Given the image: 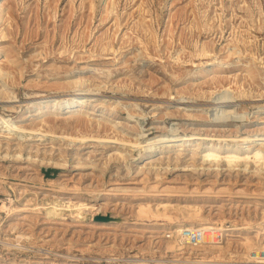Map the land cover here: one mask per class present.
I'll use <instances>...</instances> for the list:
<instances>
[{"label": "rangeland", "instance_id": "obj_1", "mask_svg": "<svg viewBox=\"0 0 264 264\" xmlns=\"http://www.w3.org/2000/svg\"><path fill=\"white\" fill-rule=\"evenodd\" d=\"M0 49V113L18 119L27 111L17 124L30 145L16 158L15 142L9 149L1 144L0 206L6 201L33 209L19 229H11L7 211L0 212V264L249 259L168 251L151 229L102 222L184 220L178 207L188 206L191 195L204 216L218 212L219 205L203 200L208 195L225 199L226 212L230 197L264 202V174L253 167L210 168L201 160L192 166L188 151L168 152L174 144L168 142L140 160L144 141L157 135L236 143L264 132L256 130L264 128V0H0ZM77 93L85 100L79 111L42 118L28 111L44 96ZM226 95L231 101L222 104ZM226 114L238 131L209 125ZM5 134L0 131L2 143ZM144 193L173 198V219L137 215ZM108 214L112 219H100ZM21 232L26 235L19 238ZM168 232L164 239H171ZM218 233L203 245L224 244L223 236L214 243Z\"/></svg>", "mask_w": 264, "mask_h": 264}, {"label": "bare ground", "instance_id": "obj_2", "mask_svg": "<svg viewBox=\"0 0 264 264\" xmlns=\"http://www.w3.org/2000/svg\"><path fill=\"white\" fill-rule=\"evenodd\" d=\"M204 52L207 53V50L205 49ZM0 54H1V49H0ZM205 70L209 71L210 68H207ZM82 97L83 96H81V93H77L72 97H70L69 99L66 98L60 99V98H52L49 96H44L34 102L29 103L28 111L35 112L36 118H42L51 112H57V113L61 111L64 113L76 112L79 111L85 103L84 99L83 100L80 99ZM229 97L230 96L228 95L223 96L221 103L222 104L229 103L231 101L229 100ZM14 101L15 100L13 98L12 99L10 98V100H8V103L5 101L7 103L6 105L8 106V108L9 107L13 108V106L9 104V102H14ZM26 113L27 111H23L19 115L18 119H14L9 115L0 113V131H4L6 133L4 136V138L6 139L5 143H2L0 137V147L2 144L3 146L5 145L9 149V147L13 146V144L11 143L15 142V145L20 149V151L19 152L16 151V153L12 155V157L20 158L24 149H30V145H26V146L24 145V142L25 143L26 141L29 142V140L26 139L28 136H25L20 132L19 130L20 126H18L17 124V122L22 121L25 118ZM227 116H228L227 114L216 116L209 125L227 126L232 128V131L233 130L238 131L239 128L238 125L237 124L234 125L233 123L227 122L228 121ZM243 125L246 128L251 126V124L249 123H245ZM256 130L264 131V128L259 127V129ZM175 141H179V142L176 144ZM191 141H194L192 134L182 135V137L179 139L172 138L169 135H157L155 137L147 138L144 141L145 144L142 146L144 151L140 154V160L143 159L146 155L152 156L154 153L161 151L160 150L162 148L161 144L168 142L169 144L174 143L169 146L167 145L168 152L173 151L176 148H177L176 150H180V151L183 150L184 152L188 151V153L193 158L192 159L193 162L190 163L189 165L195 166V161L201 160L203 166H205L206 164L209 165L210 168L212 167L220 168L222 164H225L230 169L243 168L242 170L246 171L249 170V168L253 167V173L255 174L258 173L260 175L264 174V132L255 133L253 137L245 136L243 138V141L236 143L221 142V141L202 143V142H191ZM134 146L136 147L137 145L134 144ZM5 156H8V153L2 157ZM29 157H30L29 159L33 158L32 156ZM41 162L43 164L45 162L44 159H42ZM2 186L4 185H2V182H0V191L3 189ZM259 186L263 187L261 185ZM152 187L154 188V186ZM167 189L165 188L162 190L167 191ZM156 190H154V192ZM171 190L173 189L171 188ZM171 190L168 189L169 192ZM194 190L196 191V189ZM174 191L175 189L173 190V192ZM237 192H240L242 194H248L246 190H239ZM170 193H172V191ZM154 194L155 195L144 193L142 197L140 196L138 198V200L136 201L139 204L137 215L139 216L144 215L149 217H165L168 219H173V215L170 213V210L173 207H175L172 205L173 198L171 199L169 196L167 198L166 196L165 197L156 196L159 193L158 194L154 193ZM258 194H260L261 197V193ZM170 195H174V194H170ZM206 195L208 194L206 193ZM187 197L193 199L191 201H187L188 206L178 207V211L181 216L180 219L184 217V220H178L177 222H173L174 221L173 220L172 223L165 222V223H154V224L138 222V221L137 222L135 221L133 223L128 222L126 224L120 222L114 223L110 221H103L102 223L113 224L114 226L124 225V226L144 228L147 230L151 229L152 230L151 233L153 235H157V238L159 239L158 242L162 243L161 246L165 250L173 251V252L178 251L179 253H183L185 249L196 250V251L208 250V251H212V253H215L216 256L222 258L223 256L225 257L228 256L229 254H231L232 256L237 254V255H245L249 257V253L252 249L253 250L264 249V202H261L259 198H255V196L249 197L246 195L242 196L240 199H234V197H230L231 207H229L228 212H226V210L223 209L225 199H223L220 196L216 197V196L208 195L203 200L206 202L212 201L217 205H219L218 212L214 216L211 215L204 216L199 206L194 207L197 203L195 197L193 195ZM65 207H67V204ZM6 211L9 213L8 217L10 218V220L8 224L11 225L10 226L11 229L12 228L19 229L20 228L19 223L21 222V218L25 216L26 212H32L33 209H27V208L17 207L14 205H9L8 202L3 201V204L0 206V212L4 213ZM228 213L236 216V219L232 220L231 223L227 221L228 218L226 220L227 215H229ZM72 216H74V214H72ZM177 218L178 217H176V220ZM185 227H189L191 229L199 228L207 231L206 237L208 243L210 238L212 237V233H214L213 235H215L216 232H219L218 235H222L223 238L225 239L223 241L224 244L211 245L209 247L203 244L199 245L198 247H194L192 245H186L184 244L185 241L181 236V231ZM167 229H170V231L173 232V238L171 239L163 238L164 233L166 234ZM22 235H26L25 232H21L18 235V237L21 238ZM152 242L154 243V241Z\"/></svg>", "mask_w": 264, "mask_h": 264}, {"label": "built area", "instance_id": "obj_3", "mask_svg": "<svg viewBox=\"0 0 264 264\" xmlns=\"http://www.w3.org/2000/svg\"><path fill=\"white\" fill-rule=\"evenodd\" d=\"M206 233L207 231L203 229H199V228L191 229L189 227H185L181 231V236L186 243L193 246H199L207 242ZM167 237L172 238L173 232L171 231L168 232ZM221 237L222 235H217V237H214L213 238L214 243H217ZM238 264H264V249L252 250L249 255V259L247 261Z\"/></svg>", "mask_w": 264, "mask_h": 264}, {"label": "water", "instance_id": "obj_4", "mask_svg": "<svg viewBox=\"0 0 264 264\" xmlns=\"http://www.w3.org/2000/svg\"><path fill=\"white\" fill-rule=\"evenodd\" d=\"M100 219H112V216L110 214H108V215H100Z\"/></svg>", "mask_w": 264, "mask_h": 264}]
</instances>
